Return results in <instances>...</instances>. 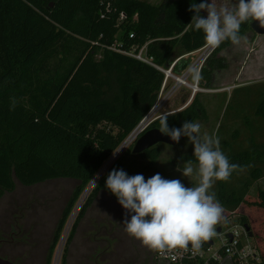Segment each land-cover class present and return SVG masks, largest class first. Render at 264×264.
Returning <instances> with one entry per match:
<instances>
[{"label": "trees", "instance_id": "16d2710c", "mask_svg": "<svg viewBox=\"0 0 264 264\" xmlns=\"http://www.w3.org/2000/svg\"><path fill=\"white\" fill-rule=\"evenodd\" d=\"M192 2L201 0H165L159 6L149 0H0V199L13 192L17 182L32 186L60 178L79 181L59 219L51 252L89 184L159 99L165 74L124 51L146 45L154 63L167 69L178 47L180 57L200 49L204 34L190 24ZM251 23L242 24L241 36L252 30ZM230 43L225 41L202 68L201 87L210 88L214 73L225 67L220 53ZM188 63L181 59L174 72ZM257 114L264 121V103ZM191 120H208L200 94L168 116L167 123L181 128ZM153 127L160 129V117L148 129ZM230 146L226 142L222 151L231 163L253 166L244 167L250 178L240 187L232 181L242 171L215 183L225 218L217 228L230 226L237 215L241 225L251 228L261 256L258 264H264V190L250 195L253 184L264 177V146ZM139 155L150 163L134 175L144 176L148 169L159 173L156 145ZM188 159L194 160V154L184 157ZM105 185L103 177L83 204L62 264L99 191L117 200Z\"/></svg>", "mask_w": 264, "mask_h": 264}, {"label": "rangeland", "instance_id": "374dc122", "mask_svg": "<svg viewBox=\"0 0 264 264\" xmlns=\"http://www.w3.org/2000/svg\"><path fill=\"white\" fill-rule=\"evenodd\" d=\"M149 1L159 6L165 0ZM237 2L238 0H217L218 6L231 7ZM201 12L206 18L207 13ZM243 37L246 39L239 45L230 43L221 51L220 56L224 58L225 67L214 73L212 85L206 92L196 93L200 94L208 113V120L198 121L202 125L201 132L218 135L221 149H224L226 142L230 143V147L234 150L250 148L253 142L264 146V121L257 114L258 108L264 103V36L251 30ZM182 53L183 51L178 47L168 68ZM192 58H186L189 62L188 67L192 63ZM187 68L179 69L174 75L181 77ZM188 82L194 84V79L191 77ZM193 93L187 84H177V79L170 77L165 90H161L159 94L156 107L145 118L144 125L150 126L161 113L180 111L191 102ZM184 97H188L186 103L183 101ZM136 141L124 142L128 144L123 143L124 147L120 146V148L123 147L121 149H124L123 152L113 160L114 155L113 161H108L95 177L96 179L89 184L73 209L54 252L51 251L59 219L79 181L60 178L32 186L17 182L16 189L0 199V239L9 240V243L6 242L0 246V256L17 264H47L49 257L52 258L51 264H56L57 261L58 264H62L64 249L74 222L100 179L103 177L107 179V175L113 169H123L132 176L150 163L148 159L133 152ZM156 146L160 151L155 164L159 174L165 179H179L186 187H191L196 182L194 178H186L181 171L177 170L183 169L186 155L194 154V146L189 143L188 138L186 137L177 145L158 143ZM155 174H157L156 171L146 170L145 180ZM248 178H250L249 171L244 169L232 181L233 186L240 187ZM261 190H264V177L253 184L250 195L257 196ZM128 214L132 213H128L110 193L100 190L69 246L66 264H93L95 244H97L95 237H100L102 234L104 236L107 234V238L112 239L113 247L122 238H125L128 244L134 243V238L126 232L123 233L124 229L119 224L120 220ZM230 221L232 226L240 222L237 215L232 216ZM16 223L24 232L11 238L10 234L4 233V229L8 226H13L15 229ZM223 228L227 229L225 225ZM214 241L215 249H219L222 244L220 238L215 237ZM251 242L257 248L254 238H251ZM103 245L106 247V244L103 243ZM145 249L148 251L147 248ZM152 253L156 255V252L152 251ZM86 259L90 263H87Z\"/></svg>", "mask_w": 264, "mask_h": 264}, {"label": "clouds", "instance_id": "9594fccd", "mask_svg": "<svg viewBox=\"0 0 264 264\" xmlns=\"http://www.w3.org/2000/svg\"><path fill=\"white\" fill-rule=\"evenodd\" d=\"M189 11L195 12L191 25L202 31L205 44L216 49L225 41L239 45L242 24L258 21L264 28V0H238L233 6H218L217 0L192 2ZM207 13L206 18L200 15ZM195 79L200 74L189 68ZM15 107V100L12 102ZM158 111V110H157ZM160 114V132L179 143L181 136L194 146V160L188 159L183 169L186 178L196 181L186 187L179 179H165L157 173L145 180L142 174L129 176L123 169H113L106 179V188L117 198L131 218H125V232L139 240L149 251L166 256L175 249H201L217 235V226L224 221V209L212 191L217 181L227 182L232 174L244 167L231 163L221 149L216 134L201 132L198 121H185L181 128H169L168 116Z\"/></svg>", "mask_w": 264, "mask_h": 264}, {"label": "built area", "instance_id": "2783aa9c", "mask_svg": "<svg viewBox=\"0 0 264 264\" xmlns=\"http://www.w3.org/2000/svg\"><path fill=\"white\" fill-rule=\"evenodd\" d=\"M123 18L124 15H122V19ZM222 45L223 43L218 48L211 49L206 44H204L200 49L177 58L173 62L171 67L168 68L167 70L155 64L153 57L148 56L146 45L142 47L139 51L136 50L131 52L124 51V53L131 55L145 63L153 65L154 67L162 71L166 75L162 90H165L168 79L172 77L177 79V84H181L179 83V80L183 81L182 84H187L193 90L194 92L193 97H194L197 92H206L207 88H203V87L200 88V79L198 80L195 79L194 75L189 72V68L197 69V71L201 76L202 68L205 66L206 62L213 56V54ZM187 57H193L191 65L185 70V72L182 74L181 77L174 75L175 66L180 62L181 59ZM191 77L194 79V84L188 82ZM145 118L141 121V123L137 126V128L130 134L127 140L131 137L134 138L133 140H137L149 128V126L147 127L146 125H142V123L146 120ZM226 227L227 229L223 228L222 232L221 233L217 232V235L215 236V237H219L222 242L221 247L219 249H215V241H214L215 237H214L211 239L213 240V243H210L211 240L207 241L208 245L206 244L207 242H204L201 249L199 250L194 251L191 249V247H189L188 250L175 249L166 256H162L156 253V257L158 260H161L166 264H214V262L222 261L226 256L230 257L232 264L260 263L261 256L256 246L252 244L251 237L249 236L245 227L240 223L234 226L226 225ZM221 249L223 251H221Z\"/></svg>", "mask_w": 264, "mask_h": 264}, {"label": "flooded vegetation", "instance_id": "af4514ba", "mask_svg": "<svg viewBox=\"0 0 264 264\" xmlns=\"http://www.w3.org/2000/svg\"><path fill=\"white\" fill-rule=\"evenodd\" d=\"M131 215L132 214H128L125 218L130 219ZM125 218L119 222L123 229H125L123 225ZM23 232L22 227H19L18 223H16L15 229H13V226H8L7 229H4V233L10 234L11 238L17 235L19 236ZM123 233H125V230H123ZM95 241L97 244H95V258L92 261L93 264H166L161 260H157L155 253L153 255L152 251H147L145 249L146 247L142 246L141 242L135 238L134 243L131 244H128L126 239L122 238L114 247L112 239L109 237L107 238V234L106 236L102 234L100 237H95ZM6 242L9 243V240L6 238L0 239V246L6 244ZM103 243L106 244V247H104L105 245H103ZM86 262L90 263L88 259H86Z\"/></svg>", "mask_w": 264, "mask_h": 264}, {"label": "water", "instance_id": "95a60500", "mask_svg": "<svg viewBox=\"0 0 264 264\" xmlns=\"http://www.w3.org/2000/svg\"><path fill=\"white\" fill-rule=\"evenodd\" d=\"M251 29L260 35H264V28H261L258 21H252L251 23ZM186 137L181 136L180 141H183ZM158 143H165L169 145H177L175 141H173L169 136L163 134L160 132L159 128H150L147 129L136 141L135 146L133 148V152L135 154H141L148 150L149 148L155 146ZM123 146V145H122ZM117 153V152H116ZM115 153V154H116ZM114 154V155H115ZM112 160V158L109 160V162ZM246 231L248 232L249 236L253 238V232L251 231V228L249 226H244ZM223 230L222 226H219L217 228V232L221 233ZM210 243H213V240L210 241ZM0 264H17L14 261L4 258L0 256Z\"/></svg>", "mask_w": 264, "mask_h": 264}, {"label": "bare ground", "instance_id": "6f19581e", "mask_svg": "<svg viewBox=\"0 0 264 264\" xmlns=\"http://www.w3.org/2000/svg\"><path fill=\"white\" fill-rule=\"evenodd\" d=\"M179 83H183V81H182V80H179ZM145 122H146V120L142 123V125H144ZM133 139H134V138L131 137V138H129L126 142L131 143V142L133 141ZM126 142H125V143H126ZM128 143H127V144H128ZM127 144H125V145H127ZM123 145H124V144H123ZM123 147H124V146H123ZM123 147H122V148H123ZM122 148H120V149L117 151V153H116L115 156L113 157V160H114L115 158H117V156L120 155L121 152H123L124 149L121 150ZM113 160H111V161H113ZM103 171H104V170H103ZM103 171H102V172H103ZM102 172H101V173H102ZM101 173H100V174H101ZM58 257H59V256H58ZM57 259H58V258H57ZM56 264H58V261H57Z\"/></svg>", "mask_w": 264, "mask_h": 264}, {"label": "crops", "instance_id": "0c3cea01", "mask_svg": "<svg viewBox=\"0 0 264 264\" xmlns=\"http://www.w3.org/2000/svg\"><path fill=\"white\" fill-rule=\"evenodd\" d=\"M262 36V35H261ZM264 36V35H263ZM259 252V251H258ZM260 254V252H259ZM219 264H232L230 257L226 256Z\"/></svg>", "mask_w": 264, "mask_h": 264}]
</instances>
